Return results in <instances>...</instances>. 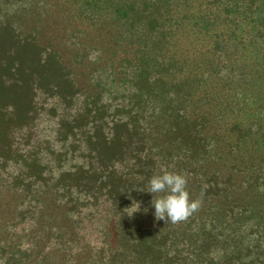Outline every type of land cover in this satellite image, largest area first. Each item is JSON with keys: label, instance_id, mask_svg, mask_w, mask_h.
Segmentation results:
<instances>
[{"label": "trees", "instance_id": "trees-1", "mask_svg": "<svg viewBox=\"0 0 264 264\" xmlns=\"http://www.w3.org/2000/svg\"><path fill=\"white\" fill-rule=\"evenodd\" d=\"M43 1L41 9L30 5L24 10L28 18L20 24L27 28L31 21L25 33L35 31L38 45L56 54L78 92L100 89L92 80L95 70H109L113 83H131L132 119L123 125L136 126V137L124 144L130 164L123 175L144 186L135 190L140 209L132 213L133 207L126 218L115 201L134 193L126 195L122 185H114L112 179L119 175L115 161L93 171V193L109 202L107 211L117 216L118 246L103 263L90 259V248L82 237L76 238L66 208L54 201L37 213L33 244L14 251L10 261L264 264V0H187L184 6L163 5L162 0ZM33 11L37 13L31 19ZM150 38L154 47L142 51ZM221 42L230 48L224 53V69L230 73L225 81L213 74ZM160 53L159 65L167 67L158 81L166 93L152 97L142 59ZM175 56L181 66L169 71ZM129 68H134L130 75ZM152 99L166 103L152 108L146 125L136 124ZM120 166L122 171L128 163ZM161 167L186 175L190 198L202 201L199 211L179 224L157 220L155 209L149 208L154 194L147 191L148 182ZM15 207L0 193V233L8 223L2 212ZM52 237L55 245L50 249ZM21 238H0V248L11 251ZM71 251L68 257L65 253Z\"/></svg>", "mask_w": 264, "mask_h": 264}, {"label": "rangeland", "instance_id": "rangeland-1", "mask_svg": "<svg viewBox=\"0 0 264 264\" xmlns=\"http://www.w3.org/2000/svg\"><path fill=\"white\" fill-rule=\"evenodd\" d=\"M173 2L184 6L187 0H162L161 4ZM44 3L43 0H0V193L9 206L16 203L15 209L2 212V220L8 223L0 238L22 237L11 251L0 248V264H14L10 254L22 252L33 244L37 213L50 201L66 208L68 223L78 233L76 238L82 237L90 248V259L103 263L118 246L114 229L117 216L107 211L109 202H104L98 192L93 193L96 176L93 171L115 161L119 175L112 179L114 185H122L126 195L134 193L115 201L126 218L134 207L133 202L139 200L135 190L144 186L140 180L130 181L123 175L130 164L129 149L124 144L136 137V126L123 125L132 119L128 108L131 83H113L109 70H95L92 80L100 83V89L78 92L56 54L38 45L35 31L25 33L31 21L27 28L20 24L28 18L25 9L30 5L41 9ZM173 10L176 13L177 9ZM35 13L32 12L31 19ZM218 46V63L213 74L225 81L230 73L224 69V53L230 48L224 42ZM152 47L154 42L150 38L141 49L149 52ZM149 57L142 59V64L146 63L143 77L154 97L159 91L166 93L158 76L167 66L159 65L162 53L155 59ZM180 66L177 56L170 58L169 71ZM132 70L129 68L128 75ZM165 103L152 99L144 110V118L140 121L136 117L135 123L142 126L151 117L152 108ZM172 106L171 103L165 109ZM119 163L122 166L128 163L126 170L123 167L121 171ZM89 167H92L90 171ZM139 197L143 199L144 194L139 192ZM149 208L154 210L152 204ZM54 240L55 237L50 240V249L55 245ZM73 251L65 254L72 257Z\"/></svg>", "mask_w": 264, "mask_h": 264}, {"label": "clouds", "instance_id": "clouds-1", "mask_svg": "<svg viewBox=\"0 0 264 264\" xmlns=\"http://www.w3.org/2000/svg\"><path fill=\"white\" fill-rule=\"evenodd\" d=\"M187 184L186 175L168 171L164 167L151 176L147 191L154 194L151 204L154 206V216L157 220H164L166 224H179L199 211L202 201L190 198ZM133 205L132 213L140 209L138 202H133Z\"/></svg>", "mask_w": 264, "mask_h": 264}]
</instances>
